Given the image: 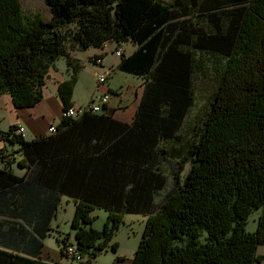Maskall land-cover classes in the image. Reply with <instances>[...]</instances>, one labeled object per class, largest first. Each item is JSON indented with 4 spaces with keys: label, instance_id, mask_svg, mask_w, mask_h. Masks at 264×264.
Returning <instances> with one entry per match:
<instances>
[{
    "label": "trees",
    "instance_id": "1",
    "mask_svg": "<svg viewBox=\"0 0 264 264\" xmlns=\"http://www.w3.org/2000/svg\"><path fill=\"white\" fill-rule=\"evenodd\" d=\"M45 2L51 9L49 20L27 16L21 0H0V94L11 95L16 107L32 108L43 101L48 73L64 58L72 74L59 94L64 111L73 108L81 66L71 52L84 53L108 42L137 46L121 69L141 75L146 83L135 122L136 144L125 146L131 159L134 151L132 178H119L123 183L116 191H63L76 201V243L70 245L87 257L83 264H93L105 250L116 252L115 234L126 215L147 218L130 264L263 263L257 249L264 247V0ZM204 55L226 60V68L178 169L191 163V170L183 182L174 171L177 188L168 189L155 204L156 194L168 184L160 169L170 154L160 146L180 139L194 104L192 78ZM85 117L105 118L87 112L78 119ZM75 120L63 118L47 144L24 141L15 134L17 128L3 136H13L27 158L32 146L51 154L56 139ZM96 210L108 213L102 230L93 227ZM258 211V229L250 233L249 219ZM46 227L40 228L41 236ZM58 241L64 254L70 237ZM41 246L39 242L37 256ZM0 264L45 262L0 251Z\"/></svg>",
    "mask_w": 264,
    "mask_h": 264
},
{
    "label": "crops",
    "instance_id": "2",
    "mask_svg": "<svg viewBox=\"0 0 264 264\" xmlns=\"http://www.w3.org/2000/svg\"><path fill=\"white\" fill-rule=\"evenodd\" d=\"M119 49L122 50V57L115 54ZM136 51L137 46L130 42L121 45L108 42L102 48L92 47L84 53L77 50L71 52L72 59L81 66L73 91V108L82 109L89 101L90 104L96 90L108 93L110 101L102 111L104 119L76 118V123L68 132L56 139L57 149L51 154L40 153L32 146L27 149V158L21 145L12 141L13 136L3 135L12 128L22 127L25 129L24 141L47 144L49 135H52L50 129L57 128L63 119L64 103L59 89L72 74L66 60L59 59L54 68H51L43 88V101L36 107H16L11 95L0 94L1 252L30 260L40 259L45 264H77L63 257L60 248L57 251L47 242L61 232L60 226L55 227L54 223L62 203L71 201L76 207L74 196L63 191L79 192L86 189L97 192L105 191V188L116 191L120 190L123 183L119 178H132L134 151L131 159L125 154V146L126 143L132 147L136 144L135 122L146 83L141 75H131L122 70L121 64L124 58L132 57ZM94 56L102 58L101 67L90 63ZM86 64L93 65L95 82L93 85L87 84L84 94L86 101L82 103L78 89ZM102 73L111 75L106 85L99 86L97 76ZM167 145L163 143L160 148L170 154L171 149ZM168 157L164 159L160 169V173L168 177V184L163 192L156 194L153 199L155 204L159 203L158 197L168 191L170 184L169 176L162 170L169 162ZM142 217L146 224L147 218ZM44 226L48 230L45 236H41L40 228ZM39 242L42 246L37 256Z\"/></svg>",
    "mask_w": 264,
    "mask_h": 264
},
{
    "label": "rangeland",
    "instance_id": "3",
    "mask_svg": "<svg viewBox=\"0 0 264 264\" xmlns=\"http://www.w3.org/2000/svg\"><path fill=\"white\" fill-rule=\"evenodd\" d=\"M165 4H172L174 0H160ZM24 12L27 16L33 17L35 14H40L44 20L51 18V9L46 4L45 0H21ZM194 22H197L195 20ZM71 29L73 27H70ZM67 29V28H66ZM199 56V55H197ZM94 57H92L93 59ZM199 59V58H198ZM200 66L195 68L194 76L192 78L193 88V107L189 110L188 115L183 123L181 130L179 131L180 139L176 143H170L167 145L171 149L169 162L166 163L163 172L169 176L170 184L168 189L177 188V182L173 178V172L180 168V162L184 157L187 142L193 139V134L197 124L203 122L206 119L208 110L210 109V103L213 100L215 94H217L220 79L226 68V60L214 58L213 56L204 55ZM91 63V59H90ZM92 64V63H91ZM93 65H87L82 74L83 79L80 82L78 91L80 92V99L83 103L86 101L84 94H86L87 84L93 85L95 82ZM79 74V73H78ZM77 74V81H78ZM90 102V101H89ZM85 105L82 109L89 105ZM189 170H191V163H186L184 169L178 170L179 180L183 182ZM165 194V193H164ZM158 197L161 200L163 195ZM76 212V207L73 202L66 203L64 201L60 207V212L55 221V227L60 226L61 232H58L55 237L48 240L47 244L55 250L61 249V244L58 243L57 239H65L67 236L70 237V244L76 243L75 231L72 229V221ZM95 217L94 229L102 230L107 222L108 213L102 210H96L92 213ZM261 217V212H255L249 219L247 231L254 233L258 229V218ZM145 221L142 216L131 215L124 216L123 224L120 229L117 230L114 238V242L117 244L116 252L111 249L105 250L102 254L94 260L93 264H127L129 263L138 249L142 240L143 231L145 230ZM59 244V245H58ZM257 254L264 257V247L257 249ZM63 257L64 254H62ZM66 258V257H65ZM86 262V261H85Z\"/></svg>",
    "mask_w": 264,
    "mask_h": 264
},
{
    "label": "built area",
    "instance_id": "4",
    "mask_svg": "<svg viewBox=\"0 0 264 264\" xmlns=\"http://www.w3.org/2000/svg\"><path fill=\"white\" fill-rule=\"evenodd\" d=\"M115 54L118 57H122L123 53L122 50H118L115 52ZM91 63L94 66H98L101 67L102 66V58L98 57V56H94L93 59H91ZM111 75V73H102L99 74L97 76L98 78V84L99 86L101 85H106V83L108 82L109 76ZM110 101V95L108 93H100L98 90H96L95 94L93 95L92 99H91V103L85 107L84 109L81 108H71L68 111H64L63 112V118L68 119V118H79V116H82L84 113H93V114H101L104 107L107 106L109 104ZM57 132V128L56 127H52L50 129V133L51 134H55ZM25 133V129L24 128H17L15 130V134L22 136ZM64 256L66 257L67 260L71 261V262H76L77 264H83L87 257L84 256L80 251L77 250V248L73 245H69L64 253Z\"/></svg>",
    "mask_w": 264,
    "mask_h": 264
}]
</instances>
